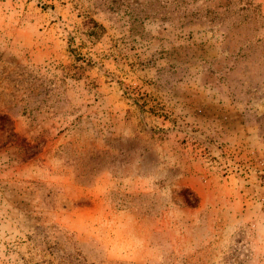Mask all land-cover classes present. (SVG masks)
<instances>
[{
	"label": "rangeland",
	"instance_id": "obj_1",
	"mask_svg": "<svg viewBox=\"0 0 264 264\" xmlns=\"http://www.w3.org/2000/svg\"><path fill=\"white\" fill-rule=\"evenodd\" d=\"M0 264H264V0H0Z\"/></svg>",
	"mask_w": 264,
	"mask_h": 264
}]
</instances>
